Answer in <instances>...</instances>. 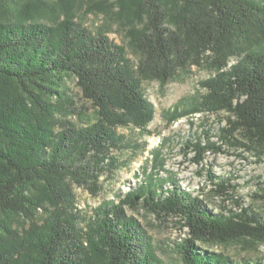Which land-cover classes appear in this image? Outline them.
<instances>
[{"label":"trees","instance_id":"trees-1","mask_svg":"<svg viewBox=\"0 0 264 264\" xmlns=\"http://www.w3.org/2000/svg\"><path fill=\"white\" fill-rule=\"evenodd\" d=\"M16 2L0 0V264H163L129 213L140 207L183 222L189 237L179 245L181 264H237L204 246L264 242L261 214L215 213L173 177L145 172L136 187L103 200L89 216L75 194L83 188L96 196L101 178L124 166L118 153L135 143L119 128L144 129L154 119L144 82L166 84L205 60L216 71L200 82L205 93L182 98L169 121L226 112L220 138L264 162V0H121L129 20L143 21L130 31L136 63L106 32L70 18L43 23ZM69 79L94 108L89 122L67 117L76 112ZM197 147L198 163L216 146ZM215 186L228 196L229 184ZM19 219L26 223L15 227Z\"/></svg>","mask_w":264,"mask_h":264},{"label":"rangeland","instance_id":"rangeland-1","mask_svg":"<svg viewBox=\"0 0 264 264\" xmlns=\"http://www.w3.org/2000/svg\"><path fill=\"white\" fill-rule=\"evenodd\" d=\"M263 1V0H258ZM121 0H73L64 4L61 0H17L16 6L28 8L36 20L53 24L70 18L94 32L104 31L115 43L123 45L127 55L135 63L139 54L135 52L130 31L141 28L140 19L129 20L121 9ZM210 60L202 66H188L178 70L166 84L148 80L143 84L147 99L155 110L154 119L144 129L121 127L135 144L118 153L124 166L113 177L101 178L103 188L99 194L92 195L83 188H75L78 207L85 216L92 214L103 200L112 199L118 192H127L144 180L145 172L160 178L173 177L179 180L182 188L200 196L215 213L228 214L249 208L264 217L262 185L264 180V162L254 153L239 144L231 145L220 138L221 130L227 127L228 113H198L180 117L170 122L168 112L182 98H190L205 93L200 85L202 80L215 74ZM68 98L76 105L75 114L67 117L81 124L94 118V108L81 94L73 79L68 80ZM235 136L244 139L241 132ZM213 144L218 148H209L203 159L197 163V144ZM169 179H167L168 181ZM223 180L229 184L228 196L218 192L215 184ZM169 184H167L168 186ZM142 224L157 250L163 264H181L179 245L189 237L183 222L174 216H157L140 207L129 210ZM45 214L38 209V218ZM26 219V218H25ZM25 219L14 223L15 227L25 224ZM215 252H222L237 262L262 261L264 263V242L243 238L228 244L204 246Z\"/></svg>","mask_w":264,"mask_h":264}]
</instances>
